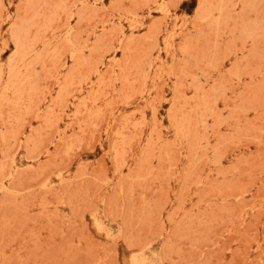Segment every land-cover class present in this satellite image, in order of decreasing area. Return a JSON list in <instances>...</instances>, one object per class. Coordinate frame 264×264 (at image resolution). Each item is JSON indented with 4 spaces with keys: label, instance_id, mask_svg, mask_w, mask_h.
Returning a JSON list of instances; mask_svg holds the SVG:
<instances>
[{
    "label": "rangeland",
    "instance_id": "1",
    "mask_svg": "<svg viewBox=\"0 0 264 264\" xmlns=\"http://www.w3.org/2000/svg\"><path fill=\"white\" fill-rule=\"evenodd\" d=\"M0 264H264V0H0Z\"/></svg>",
    "mask_w": 264,
    "mask_h": 264
}]
</instances>
